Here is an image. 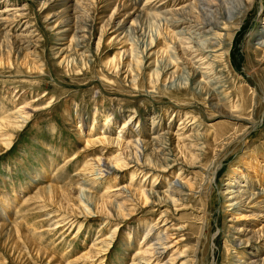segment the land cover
<instances>
[{"label": "rangeland", "instance_id": "374dc122", "mask_svg": "<svg viewBox=\"0 0 264 264\" xmlns=\"http://www.w3.org/2000/svg\"><path fill=\"white\" fill-rule=\"evenodd\" d=\"M262 182L264 0H0V264H264Z\"/></svg>", "mask_w": 264, "mask_h": 264}, {"label": "bare ground", "instance_id": "6f19581e", "mask_svg": "<svg viewBox=\"0 0 264 264\" xmlns=\"http://www.w3.org/2000/svg\"><path fill=\"white\" fill-rule=\"evenodd\" d=\"M202 2V1H201ZM204 2V1H203ZM222 2V1H221ZM196 4H198V3H196ZM195 4V5H196ZM199 4H201V3H199ZM197 6V5H196ZM199 6V5H198ZM200 7V6H199ZM199 11V10H198ZM201 11V10H200ZM198 13H200V12H198ZM201 14V13H200ZM178 15V14H177ZM164 18V17H163ZM213 18V17H212ZM213 21V20H212ZM203 26V25H202ZM207 26V25H206ZM211 26V25H210ZM213 27V26H212ZM195 34H200V33H195ZM191 36V35H190ZM193 40H194V38H192ZM194 45V44H193ZM195 46V45H194ZM203 47V46H202ZM196 48V47H195ZM193 49V48H192ZM195 50V49H194ZM107 122V121H106ZM109 123V122H108ZM110 132H112L113 133V131H110ZM105 135V134H104ZM116 135V134H115ZM104 139H108V140H110L111 142H115V143H122V138H121V136H118V135H116V136H113V137H111V136H104ZM99 141V140H98ZM120 159V158H119ZM116 160H118V159H116ZM121 161V160H120ZM122 162V161H121ZM120 164L121 163H119V160L116 162V164H115V166H113L114 168H111L112 170H117L118 169V167L120 166ZM236 173V172H235ZM260 182H261V180L259 179V178H257ZM156 184V183H155ZM262 185H263V188L261 189V190H259V191H256V192H250L248 189L247 190H245V189H242V190H239V192L241 193V196H243V195H249V198H250V201L251 202H255V203H257L256 205H260V207L261 206H263L264 207V182H262ZM241 186H243L244 187V185H241ZM227 192H236V191H234V190H232V191H227ZM232 195V194H231ZM239 196V195H238ZM236 197V196H235ZM231 205H233L234 207L235 206H237V207H239V203H234V204H231ZM264 209V208H263ZM231 220V219H230ZM164 225H166V224H164ZM169 227H167L166 229H168ZM169 237H171L170 235H169V233H165V234H163V235H161L160 236V238H158L157 240V242L156 243H153V245H152V247H151V249H149V250H152V251H149V252H151L150 254H151V256H153V257H159V255L163 252V253H165L168 249H170V248H172V246H170L167 242H169ZM240 248H242V247H240ZM148 252V253H149ZM147 254V253H146ZM161 256V255H160ZM244 256V255H243ZM244 258H247V257H244ZM160 259V258H159ZM158 260V259H157ZM166 260V259H165ZM172 260H174V259H172ZM251 261V260H250ZM172 262L173 261H171V260H169V261H165L164 262V264H172ZM254 261L252 260L251 262H246V261H243L242 260V262H240V264H254L253 263ZM146 264H152V263H149V262H147Z\"/></svg>", "mask_w": 264, "mask_h": 264}]
</instances>
